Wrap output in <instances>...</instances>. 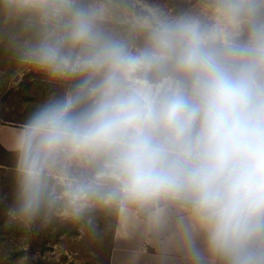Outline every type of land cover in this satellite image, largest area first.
Wrapping results in <instances>:
<instances>
[{
  "label": "clouds",
  "instance_id": "1",
  "mask_svg": "<svg viewBox=\"0 0 264 264\" xmlns=\"http://www.w3.org/2000/svg\"><path fill=\"white\" fill-rule=\"evenodd\" d=\"M0 57L44 86L5 229L114 216L180 264H264V0H0Z\"/></svg>",
  "mask_w": 264,
  "mask_h": 264
},
{
  "label": "rangeland",
  "instance_id": "2",
  "mask_svg": "<svg viewBox=\"0 0 264 264\" xmlns=\"http://www.w3.org/2000/svg\"><path fill=\"white\" fill-rule=\"evenodd\" d=\"M2 76L5 77L3 86L0 83V144L11 151L14 135L21 125L11 120H24L30 107L42 98L44 86L34 82L30 74L15 69L5 58L0 57V79ZM22 83L25 85L23 90ZM12 88L17 93L12 92L4 100L5 92ZM24 94H29L33 99L23 98ZM6 118L8 121H4ZM2 156L0 150V159ZM1 174L8 175V172ZM8 192L9 183L0 184V195ZM99 222L101 230L95 237L83 228L72 226H67V232L60 236L52 230L47 237H37L34 233L12 231L0 226V264H36L39 259L44 261L43 264H107L114 216L101 215ZM0 223L3 224V205H0ZM43 238H47L45 244Z\"/></svg>",
  "mask_w": 264,
  "mask_h": 264
},
{
  "label": "crops",
  "instance_id": "3",
  "mask_svg": "<svg viewBox=\"0 0 264 264\" xmlns=\"http://www.w3.org/2000/svg\"><path fill=\"white\" fill-rule=\"evenodd\" d=\"M109 264H180L176 241L143 224L117 219Z\"/></svg>",
  "mask_w": 264,
  "mask_h": 264
},
{
  "label": "trees",
  "instance_id": "4",
  "mask_svg": "<svg viewBox=\"0 0 264 264\" xmlns=\"http://www.w3.org/2000/svg\"><path fill=\"white\" fill-rule=\"evenodd\" d=\"M10 75V74H9ZM5 76H2V78L0 79V83H1V85L3 84V78H4ZM27 84H29V82L27 81L26 82ZM3 86V85H2ZM28 87V85H26V88ZM25 88V85H23V83H22V88H21V90H23ZM15 90L16 89H9L8 91H6L5 93V95H4V100H6L8 97H10V95L12 94V92H14V93H17V92H15ZM24 97L23 98H27V99H29V100H32L33 99V97L32 96H30L29 94H24L23 95ZM1 106H3V105H1ZM35 106V105H34ZM34 106H31L30 107V109L32 108V107H34ZM1 110H2V108L0 109V112H1ZM0 119H2V115H1V113H0ZM10 120V119H9ZM4 121H8V118H6V119H4ZM3 121V122H4ZM11 121H14V122H18V123H22L20 120H11ZM1 122V121H0ZM0 150H1V152H2V158L0 159V174H1V172H8V175H4V174H1L0 175V184H2V185H6L7 183H9V179H8V176H9V168H8V164H9V159H10V153H11V151L10 150H7V149H5L1 144H0ZM1 168H3V169H7L8 171H4L3 169H1ZM116 225H117V218L116 217H114V227H113V230H112V241H111V244H110V250H109V255H108V261H107V264H109L110 263V256H111V253H112V249H113V243H114V233H115V229H116ZM0 226H2L3 227V224H1L0 223ZM50 231H52V230H49V231H45V232H40V233H34V234H37L38 236L37 237H47L49 234H50ZM56 231V235L57 236H60L61 234H63V233H66L67 232V227H63V228H58V229H56L55 230ZM44 239V238H43ZM47 242V238H46V240L44 239V244ZM44 263V261L42 260V259H39L38 261H37V263L36 264H43ZM13 264H16V263H13Z\"/></svg>",
  "mask_w": 264,
  "mask_h": 264
}]
</instances>
